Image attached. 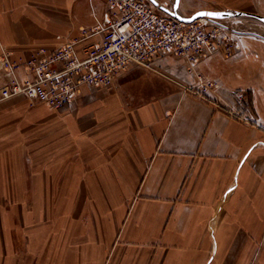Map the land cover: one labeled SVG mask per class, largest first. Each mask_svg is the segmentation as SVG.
<instances>
[{"label":"crops","instance_id":"obj_1","mask_svg":"<svg viewBox=\"0 0 264 264\" xmlns=\"http://www.w3.org/2000/svg\"><path fill=\"white\" fill-rule=\"evenodd\" d=\"M143 1L165 17L177 3ZM254 5L178 0L184 16ZM115 13L107 0H0V56L87 30L85 57ZM215 20L238 44L199 62L222 84L208 97L185 90L193 77L173 54L158 71L135 65L111 85L85 84L59 109L3 98L0 70V264H264V61L253 57L264 26ZM18 76L31 78L25 66Z\"/></svg>","mask_w":264,"mask_h":264},{"label":"built area","instance_id":"obj_2","mask_svg":"<svg viewBox=\"0 0 264 264\" xmlns=\"http://www.w3.org/2000/svg\"><path fill=\"white\" fill-rule=\"evenodd\" d=\"M107 2L117 13L111 22L100 24L94 31L104 32L103 39L88 47L85 57L80 56L77 45L93 34L87 30L57 46H39L29 57H15L5 50L0 56V70L9 75V80L1 88L2 97L26 93L39 103L59 109L71 103L85 84L111 85L117 74L135 65L158 71L156 61L167 54L185 61L193 77L190 84H183L186 91L208 97L222 88L221 82L205 76L198 64L217 52L234 56L238 34L229 26L208 17L190 22L174 15L165 17L143 0ZM24 66L31 78L21 81L18 70ZM235 93L243 102L244 93Z\"/></svg>","mask_w":264,"mask_h":264},{"label":"water","instance_id":"obj_3","mask_svg":"<svg viewBox=\"0 0 264 264\" xmlns=\"http://www.w3.org/2000/svg\"><path fill=\"white\" fill-rule=\"evenodd\" d=\"M177 3L174 5V10L172 14L183 20V21H193L200 17H208V18H214V19H223V18H231V17H240V16H247L252 17L255 19H258L262 22H264V14L253 12V11H246V10H237V9H224V10H209V9H203L198 10L195 13H193L190 16H184L182 15L178 10V0H176ZM204 13H218V15H205Z\"/></svg>","mask_w":264,"mask_h":264},{"label":"rangeland","instance_id":"obj_4","mask_svg":"<svg viewBox=\"0 0 264 264\" xmlns=\"http://www.w3.org/2000/svg\"><path fill=\"white\" fill-rule=\"evenodd\" d=\"M250 3H253V6L252 7H255L256 5H254V3L255 4H257V9H254V8H250L253 12H258V13H261V11H260V9L262 8V6H261V3H263L264 4V0H250ZM227 9V8H226ZM238 17V16H237ZM239 18H246V19H248V20H250V22H252V24H255L256 23V25H257V27L258 28H261V26H264V22H262V21H260V20H258V19H255V18H252V17H247V16H240ZM262 29H260V30H258V31H256V36L258 37V38H260V39H264V32H262L261 31ZM241 33H242V31H241ZM48 46V45H47ZM5 51V50H4ZM3 51V52H4ZM7 51H10V52H12V54H14L13 53V51L12 50H7ZM3 52H1V54L3 53ZM254 57V59L257 61V62H262V61H264V54L260 51V50H258V52H257V55H254L253 56ZM229 60H231V59H227V61H229ZM204 74V73H203ZM205 75V74H204ZM205 76H207V75H205ZM208 78H212L211 76H207ZM212 79H215V78H212ZM211 94V93H210ZM209 94V95H210ZM214 94V93H213Z\"/></svg>","mask_w":264,"mask_h":264},{"label":"snow or ice","instance_id":"obj_5","mask_svg":"<svg viewBox=\"0 0 264 264\" xmlns=\"http://www.w3.org/2000/svg\"><path fill=\"white\" fill-rule=\"evenodd\" d=\"M205 15H218V13H204Z\"/></svg>","mask_w":264,"mask_h":264}]
</instances>
